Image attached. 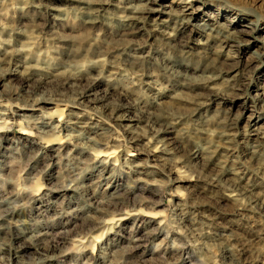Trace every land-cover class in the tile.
<instances>
[{"label":"rangeland","instance_id":"obj_1","mask_svg":"<svg viewBox=\"0 0 264 264\" xmlns=\"http://www.w3.org/2000/svg\"><path fill=\"white\" fill-rule=\"evenodd\" d=\"M99 1L90 28L78 1L0 0V58L32 48L38 67L0 79V264H264V0ZM123 6L151 10L127 37L146 82L105 55L89 76L113 80L63 84L123 40Z\"/></svg>","mask_w":264,"mask_h":264},{"label":"bare ground","instance_id":"obj_2","mask_svg":"<svg viewBox=\"0 0 264 264\" xmlns=\"http://www.w3.org/2000/svg\"><path fill=\"white\" fill-rule=\"evenodd\" d=\"M73 1H78L79 3H81V4H84V5H82V7H79L78 9L82 12V14H84V23L85 24H87L90 28H94V27H96V25H97V23H99L100 22V17H102V14L100 13L101 11H103V8H101V7H103V4H105V3H103L102 1H99V0H94L93 1V3H92V0L91 1H89V0H73ZM24 5L26 4V5H28L27 4V2L25 3H23ZM4 5L3 4H0V8H2ZM32 6V5H31ZM33 7V6H32ZM38 7V6H37ZM118 9V11L120 12L119 14H120V16H118V24H119V29L121 30V33H122V31H123V33L121 34V35H123V40L122 41H120V42H118L117 40L114 42L115 43V48H114V50H113V46H111V47H109L108 49L106 48V49H104V50H106V51H102V53L103 54H101L100 53V51H98L97 50V52H95V53H92V56H94L93 54H95V58H96V60L94 59V60H92V61H90L88 64H86V65H84V67H80V68H73V69H69L68 71H67V74L65 73V76L63 77V79H64V82H62L63 84H68V85H71V86H73V87H75V88H78V87H80V86H82V83H85L86 85L85 86H91V85H95L98 81H100V80H106L107 82H108V80L110 81L111 79H112V77L110 76L111 74H112V70L111 71H109L108 73H104V72H99V71H97L96 72V74H97V76L96 77H93L94 76V74H93V76L92 77H90L89 76V73H90V70H91V68H94L96 65H95V63L96 62H100V59H101V57H103V58H105L106 56L105 55H110L111 57H112V62L114 63H116V66H117V64H119V63H125V61H127V62H129V65L131 64L132 65V67H133V69H136L135 71H134V75H135V79L136 80H138L139 79V81L138 82H140V78L139 77H141L140 75H143V72L141 71L142 69L140 68V67H138V64H140L141 63V61H139L138 60V56H133V58L131 59H129V58H126L127 56L129 57V55L127 54V50L129 49V48H132L133 49V44L130 42V40H128L127 39V37L131 34V33H133V34H135V33H139L140 32V30L141 29H143V28H147L146 27V23H147V25L149 24L147 21V18H148V16H150V12L149 11H151V10H147V9H137V8H134V7H130V8H128V7H126V6H123V7H118L117 8ZM118 14V13H117ZM118 14V15H119ZM116 20V19H115ZM151 29V28H150ZM150 29H148V30H150ZM148 30H145V31H147L148 32ZM218 32V31H217ZM219 33V32H218ZM36 35V34H35ZM39 35V34H38ZM227 36V35H226ZM34 37V36H33ZM36 37H38L37 35H36ZM35 37V38H36ZM126 37V38H125ZM225 37V36H224ZM167 38H169V36L167 37ZM224 39V38H223ZM35 40H37L38 41V39L36 38ZM43 40H44V38H43ZM36 41V42H37ZM35 42V41H34ZM39 42V41H38ZM32 43H33V41H32ZM41 43V42H40ZM31 44V43H30ZM35 43H33V48L37 45V44H35ZM109 44V43H108ZM112 44V43H111ZM9 45V44H8ZM36 48V47H35ZM39 48V47H38ZM99 48V47H98ZM20 49V48H19ZM16 50V49H14V48H3V53H2V57L0 58V79H2V78H5V76H7L8 74H10V73H19V74H24L26 77H30V75L34 72V71H37V69H38V67L37 66H34L33 64H30V60H33L34 58H32V56L30 55V53L31 52H28L30 49H32V48H28V49H20V50ZM36 50V49H35ZM34 50V51H35ZM38 50V49H37ZM95 50V49H94ZM100 50V49H99ZM32 54V53H31ZM25 55V56H24ZM24 56V58H22ZM91 56V55H90ZM124 56V57H123ZM55 57V56H54ZM109 58V57H108ZM91 59H93V58H91ZM109 60V59H108ZM132 60V61H131ZM109 64H111L110 63V61H109ZM127 64V63H126ZM130 65V66H131ZM110 66V65H109ZM11 67H13L14 69H11ZM107 67H108V64H107ZM110 67H114L113 66V64H112V66H110ZM118 67V66H117ZM117 67H114L115 69H120V68H117ZM129 67V66H128ZM134 67H138V68H134ZM129 69H131V68H129ZM143 69H144V67H143ZM105 70H107V69H105ZM116 71V70H115ZM114 71V72H115ZM107 72V71H106ZM114 72H113V74H114ZM138 72V73H137ZM139 72H142V73H139ZM62 74H63V72H62ZM92 74V73H91ZM116 74V73H115ZM211 76V75H210ZM134 78V77H133ZM113 80V79H112ZM105 82V81H104ZM141 82H143V83H145L146 81H143V80H141ZM129 85V84H128ZM183 85H185V84H183ZM70 86V87H71ZM106 91V90H105ZM123 93V92H122ZM211 93V92H210ZM209 93V94H210ZM216 93V92H215ZM55 94V93H54ZM125 94V93H124ZM200 94V93H199ZM199 94H198V96H199ZM80 95H81V93H80ZM193 95V94H192ZM49 96V95H48ZM48 96H41V97H36V98H33L31 101H30V105H29V107H32V108H34V107H37V106H41V105H43V104H45V103H50V102H53V103H56L57 101H59V100H62L63 98H58V97H48ZM51 96H52V94H51ZM194 96H195V94H194ZM202 96V95H201ZM208 96V95H207ZM211 96V95H210ZM197 97V95L194 97V98H196ZM205 97V96H204ZM80 98V97H79ZM72 100V99H71ZM195 100H197V99H195ZM195 100H193V102L195 101ZM73 101V102H72ZM71 102L73 103V104H75V102H77L78 100H77V98L76 97H74V100H72ZM202 101H204V100H202ZM201 101V102H202ZM195 103H196V101H195ZM199 103V102H198ZM197 104V103H196ZM201 104V103H200ZM199 104V105H200ZM195 105V104H194ZM197 106H198V104H197ZM113 113V112H112ZM164 114H166V113H163V116H164ZM154 115H155V113H154ZM154 115H149L147 118V122H149V125L155 130V126H157V125H160V127L161 126H163V127H161V130H155V132H158V131H166L167 130V128L169 127L170 128V125L172 126L173 124H172V122L171 121H166V120H163V121H160L159 120V118H157V117H154ZM157 116V115H156ZM159 116H160V114H159ZM171 116V115H170ZM169 116V117H170ZM114 117V116H113ZM119 117V116H118ZM162 118V117H161ZM116 119V118H115ZM145 119V118H144ZM177 119V118H176ZM173 122H174V120H172ZM71 122V121H70ZM164 124V125H163ZM232 124V123H231ZM125 126V125H124ZM123 126V127H124ZM174 126V125H173ZM147 127H149V126H147ZM128 128V127H127ZM166 129V130H165ZM130 132H131V130H130ZM160 135V134H159ZM225 137V136H224ZM162 138H163V136H162ZM129 140L128 141H135L136 139H134V138H128ZM126 140H127V138H126ZM161 141H163V140H161ZM160 141V142H161ZM218 141V140H217ZM163 147V146H162ZM158 147H156L155 148V150L154 151H156V149H157ZM215 149V148H214ZM149 153H150V151H148ZM112 153V152H111ZM107 156L105 153L104 154H101L100 156ZM108 155H110V154H108ZM149 156H154L152 153L151 154H148ZM100 156H98L99 158L98 159H96L95 161H98L99 162V164L101 163V164H103L106 160H103ZM94 157H97V156H94ZM109 157V156H108ZM112 157V156H111ZM106 158V157H105ZM112 159V158H111ZM110 161V160H109ZM103 162V163H102ZM107 162H108V160H107ZM97 163V162H96ZM106 163V162H105ZM100 164V165H101ZM110 164V163H109ZM99 165V166H100ZM96 166H98L97 164H96ZM101 166H103V165H101ZM106 166V165H105ZM97 168V167H96ZM99 168H101V167H99ZM98 168V169H99ZM103 168V167H102ZM110 169V168H109ZM106 170V169H105ZM225 171L224 170H222V173H224ZM104 173V172H103ZM218 176V175H217ZM220 176V175H219ZM216 179V178H215ZM219 178H217V180H218ZM219 180H221V179H219ZM218 180V181H219ZM226 180V179H225ZM228 180V179H227ZM217 181V182H218ZM220 182V181H219ZM232 186V185H231ZM234 186V185H233ZM235 187H237L236 186V184H235ZM227 188V187H226ZM230 188V187H229ZM229 191H231V190H229ZM235 192V191H234ZM255 196V195H254ZM96 198V197H95ZM94 200V199H93ZM253 201H251V204L252 205H263L264 206V198L263 197H257V198H255V199H252ZM94 202V201H93ZM109 203H111V202H109ZM111 204H113L114 205V203H111ZM250 204V205H251ZM106 205H110V204H106ZM249 206V205H248ZM105 207V206H104ZM8 210V209H7ZM11 214H13L12 213V210H9V211H3V213L1 214L0 213V229H7V228H9V227H11L12 225H13V223H12V220L13 219H10V217H11ZM12 228V227H11ZM16 229V228H15ZM42 231V230H41ZM7 234V233H6ZM11 238L12 239H14V240H19L20 238H22L23 236V234H21L20 232H18V231H12L11 233ZM25 234V233H24ZM43 235V233H38V234H35L34 233V235H31L30 236V243L32 242L33 244H36V242H38L39 240H41V239H39L40 238V236H42ZM5 237V236H4ZM55 237V236H54ZM62 238V237H61ZM62 240L61 239H56L54 242V244H52V247H56L57 245H58V243H62L61 242ZM3 243H5V241L4 242H2V243H0V252H3V247L2 246H4V245H1V244H3ZM26 243H28V242H26ZM20 244H21V242H20ZM20 244H18V249L17 248H13L12 249V252L15 254V252H17V251H19V249L20 248H22L23 247V245H20ZM27 245H29V244H27ZM47 247H49L48 245H46ZM13 247V246H12ZM243 244L240 246V248L238 249L239 251H238V255H239V257H240V252H241V255H242V252H243ZM53 250V249H52ZM22 254V253H21ZM16 255V254H15ZM18 255V254H17ZM16 255V256H17ZM228 258V257H227ZM229 259V258H228ZM242 260V259H241ZM243 261V260H242ZM238 264H242V262H240V260L238 259ZM236 264V263H235Z\"/></svg>","mask_w":264,"mask_h":264}]
</instances>
